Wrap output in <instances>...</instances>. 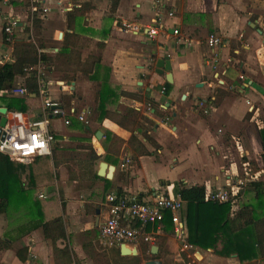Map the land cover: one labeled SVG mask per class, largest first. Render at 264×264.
<instances>
[{"label": "crops", "instance_id": "obj_1", "mask_svg": "<svg viewBox=\"0 0 264 264\" xmlns=\"http://www.w3.org/2000/svg\"><path fill=\"white\" fill-rule=\"evenodd\" d=\"M82 5L86 12L76 21L78 45L66 59L68 64L58 65L56 54L68 55L72 51L63 47L65 35L72 33L68 14ZM111 5L112 0H46L43 8L48 9V13L37 14L38 41L55 62L46 73L51 98H69V109L87 113L88 118L95 109L99 83L108 80L109 86L119 94L118 103L112 102L104 120L105 126L124 140L116 165L101 161L115 167L113 178L107 179L111 185L98 182L90 188L77 180L69 182L68 169L63 164L55 169V183L42 189L50 199L57 187L63 188L64 200L51 201L59 207L60 213H55V206H50L48 221L59 220L53 230L58 233L63 229L65 233V237L57 241L58 249L67 248L71 253L72 261L65 264H115L111 257L114 248L104 246L100 240V227L109 216L106 201L110 195L151 199L162 191L178 196L182 185L204 186L208 192L233 187L240 191L239 200L246 198L245 203H248L253 201L254 195L246 192L239 182L264 181L261 137L264 127V45L261 41L264 0H160V3L157 0H118L115 13H111ZM159 11L168 29L167 35L150 39L147 28ZM171 12L175 14L173 17L169 16ZM30 15L25 1L11 5L0 2V65L13 62V43L27 38L26 29L35 30ZM9 20L19 23L12 44L6 42L4 33V25ZM211 34L222 39V46L215 52L207 43ZM28 38L34 41L32 34ZM216 55L218 63L214 68ZM167 57L171 60L173 75L169 94L165 89L167 72L157 74V66L152 64L157 65ZM62 85L64 90H61ZM149 100L158 105L164 117L149 110ZM200 100L207 101L208 114L195 110V103ZM40 104L42 106L41 100ZM83 104L88 107H77ZM1 108L5 107L0 105ZM126 109H135L154 124L128 120ZM39 112L40 109L23 117L37 120ZM11 113L15 112L7 110L6 117L12 121ZM72 120L82 124L74 117ZM70 126L53 119L50 130L68 141L64 133ZM87 126L89 131L90 123ZM133 136L151 155H138L131 144ZM95 150L100 156L105 153L101 144L95 146ZM82 154L83 161L91 159L90 152ZM80 155L64 151L59 152V159L65 161ZM50 157L53 158V153ZM129 159H133L132 165H127ZM145 160L157 166H169L171 170L179 169L177 178L150 182L144 173ZM25 215L23 210L14 209L0 213V264H63V259L55 258L54 245L46 238L44 229L26 235L21 233L19 228L26 223ZM160 236L166 239V246L161 250L157 243L151 245L148 260L154 259L152 247L158 246L157 258L164 264L167 258L177 260L180 252L186 250L193 251L190 256L193 259L188 264H241L237 256L222 258L212 250L185 246L174 234L163 232ZM139 251L143 256L140 247ZM258 262L264 264V258L259 257Z\"/></svg>", "mask_w": 264, "mask_h": 264}, {"label": "trees", "instance_id": "obj_2", "mask_svg": "<svg viewBox=\"0 0 264 264\" xmlns=\"http://www.w3.org/2000/svg\"><path fill=\"white\" fill-rule=\"evenodd\" d=\"M28 6V4H27ZM118 6V0H112L111 13H115ZM85 5L81 8H75L68 14V27L72 33H67L63 40L64 48H72L70 54H56L55 61L58 65L66 66L67 58L73 54L74 48L77 47L79 36L76 32V21L84 16ZM39 19L33 23L35 30L39 27ZM6 35V34H5ZM26 39L21 42L13 43L14 61L0 65V105L4 106L9 112L29 114L41 109L40 98L38 94V78L36 71L30 73L26 69L35 67L42 61L43 67L47 72L54 66V61L44 51L43 45L29 39L30 30H25ZM13 36V41L15 40ZM8 44H12L7 41ZM39 50L42 52L39 53ZM100 63V60H99ZM21 80V85H18ZM96 80V79H94ZM98 84L95 100V120L103 123L108 116V110L112 102L118 103L119 94L113 90L108 82ZM24 87L28 91L26 97H15L5 92L15 88ZM166 94L172 90V85L165 84ZM69 98H61L65 107L69 109ZM68 101V102H67ZM147 107L154 110L158 116L164 115L160 112L158 105L153 100H149ZM125 118L130 121L138 122L143 120L148 124H154L153 121L144 117L135 109H127ZM142 122V121H141ZM141 124V123H138ZM70 128H80L87 130L85 124L78 125L72 120ZM55 136V142L52 150L53 158L50 156L38 157L32 162L18 163L11 161L10 158L0 153V213H7L9 210H23L26 212V223L19 228L23 235L44 229L46 238L51 240L54 245L55 258L63 259V264L72 261L71 253L68 249H58L57 241L65 237L63 229L58 233L54 232L59 220L48 221V212L50 208L49 201H44L39 193L45 187L55 183L56 170L60 165L67 164V161L59 159V152L68 151L61 145L58 134L52 131ZM262 143L264 147V127L261 131ZM80 140H83L80 138ZM124 140L113 132L105 135V161L114 165L120 156ZM132 146L135 147L139 156H148L151 153L145 146L133 136L131 139ZM85 146V145H83ZM78 150H85L84 147H77ZM92 158L89 162H83L81 178L90 180L94 183L104 182L111 185V181L98 176L96 164H100V156L92 147ZM62 156V155H61ZM60 156V157H61ZM264 162V153H263ZM99 167V165H98ZM245 191L254 195L250 203L244 204L239 209H235L234 201L240 198L241 194L236 195L231 202L219 204L207 200V189L204 186L188 187L182 185L177 195L185 202L182 221L184 223L183 242L185 246H193L203 250H212L215 255L222 258L237 256L241 264H260L259 257L264 258V181H251L246 184ZM121 198V197H120ZM138 199H142L138 197ZM48 202V204H46ZM135 227H141L135 224ZM174 224L172 215L166 213V218L162 224L165 234H174ZM151 227L145 229L150 231ZM157 245L161 248L166 246V239L159 236ZM150 244L141 242L140 250L143 256L123 257L121 248L114 247L112 258L115 264H143L147 259V253L150 251ZM162 250V249H161ZM21 257V251L18 252ZM182 258L188 260L185 254ZM108 257V255H104ZM103 258V257H102ZM157 256L154 257V259ZM59 261V260H58Z\"/></svg>", "mask_w": 264, "mask_h": 264}, {"label": "built area", "instance_id": "obj_3", "mask_svg": "<svg viewBox=\"0 0 264 264\" xmlns=\"http://www.w3.org/2000/svg\"><path fill=\"white\" fill-rule=\"evenodd\" d=\"M16 1H25L32 16L42 11L48 13V9L43 8L46 0H0L4 5H11ZM160 3V0H157ZM174 12L169 13L173 17ZM127 28L136 30V27L125 25ZM19 28L17 20H9L4 25V33L7 41L13 43V36L16 29ZM167 28L164 24L161 12L147 28V34L150 39H156L158 36L167 35ZM178 35L179 31H175ZM261 41L264 45V23L261 31ZM208 46L214 52L222 46V39L217 34H211L208 38ZM42 51L39 50V53ZM214 68L217 66L218 58L215 56ZM36 71L38 78V94L42 106L39 112L40 118L37 120H24L22 113H11L13 120H9L4 127L0 129V153L8 156L11 161L18 163L32 162L38 157L51 156L52 146L55 142V136L50 130L51 121L53 119L62 120L66 126L71 125V118H76L79 122L89 125L87 113H77L74 109H67L61 99H53L50 96V88L46 81V71L42 61L35 67L26 69L27 73ZM243 79V77H242ZM61 90H64L62 85ZM5 94L15 97H26L28 91L24 87H15ZM207 101L200 100L195 103V110L208 114ZM241 187L246 186V182L240 181ZM240 191L236 188L217 189L207 192V200L226 204L238 195ZM41 199H48L47 193L41 191ZM106 206L108 208V219L100 227V240L106 247L114 248L122 245H130L132 247H140L141 242L155 245L158 237L163 233L162 224L165 221L166 213L172 215L174 224V235L183 241L184 223L182 214L185 202L180 196H174L168 192L155 193L151 199H138L117 197L110 195L107 197ZM135 224H140L135 227ZM148 227L151 230L145 231Z\"/></svg>", "mask_w": 264, "mask_h": 264}, {"label": "rangeland", "instance_id": "obj_4", "mask_svg": "<svg viewBox=\"0 0 264 264\" xmlns=\"http://www.w3.org/2000/svg\"><path fill=\"white\" fill-rule=\"evenodd\" d=\"M212 5V4H211ZM210 7V6H209ZM215 8V6L213 7ZM31 17V21L34 23L36 19H38L39 15H35V16H32L30 15ZM30 34L33 35L34 37V41H38V31L34 30L32 32H30ZM15 36V35H14ZM38 46V42L36 43ZM207 44V43H206ZM152 64L155 65V63L152 62ZM49 75V74H48ZM46 77H47V74H46ZM49 78V77H48ZM47 78V79H48ZM50 79V78H49ZM68 102V101H67ZM79 109L81 108H85V107H88V105H79L77 106ZM127 110V109H126ZM125 110V111H126ZM26 120L25 116L21 119H18L17 121L18 122H21V121H24ZM88 120L90 122V125H91V129L88 131V130H82V129H78V128H75L73 130H71V128H68V132L67 130H65V133H67V136H68V141H65L63 139L62 136H60V140H61V145H63V147L66 149L68 148V151L67 152H77V153H81V155L79 157H75L73 159H68V160H65L67 161V164H64L67 169H68V173H69V182H74V180H77L78 182L82 183L83 185L84 184H87L89 185L90 188H93L97 183H94L90 180H87V179H82L81 178V174H82V169H83V165L82 164L83 162H89V161H83L82 158L84 157V155L82 154L83 152H90L91 154V158H92V150L90 149V147H92V149L95 150V146H99V144L102 145V147L104 146V143H105V139H101V140H98L97 137L95 136V132L96 131H99V132H104L103 136L106 135L109 131L110 132H113L110 130V128H108L107 126H105V121L103 123H99L95 120V110H93L91 112V115L88 116ZM75 131H78V133H74ZM98 133V132H97ZM96 133V134H97ZM114 133V132H113ZM116 134V133H115ZM117 135V134H116ZM83 139V140H80ZM85 145V146H83ZM55 146V145H53ZM52 146V147H53ZM77 147L81 148V147H84L85 150H78ZM124 147V144L122 146V149ZM54 148V147H53ZM121 149V150H122ZM96 151V150H95ZM97 153V152H96ZM106 153V152H105ZM105 153L103 156H100L98 153V155L101 157L100 158V162L102 161V159L105 160ZM69 155V154H68ZM67 155V158L69 157ZM133 159H129L127 160V165H132L133 164ZM146 162V167H145V170H144V173L146 175V177L148 178V180L151 182L155 179H159V178H170L171 180L177 178L178 176V172H179V169L177 170H171L169 166H157L155 165L154 163H152L151 161L149 160H145ZM96 169H98V163L96 164ZM56 187V186H54ZM50 188V187H49ZM51 189H49L50 191ZM239 190V189H238ZM237 190V191H238ZM42 191V190H41ZM40 191V193H41ZM55 194L52 195V197L46 201H52V200H56L58 198L61 199V201L64 200L65 196L63 194V188L62 187H57V189L55 190ZM39 193V195H40ZM57 193V194H56ZM239 194V193H238ZM45 201V200H44ZM45 201V202H46ZM237 201V202H236ZM235 202V209H239L240 207H242L244 204H246L245 202L247 201L246 198L244 199H237ZM250 203V201L248 202ZM48 204V202L46 203ZM50 206H55L54 204H50ZM55 213H60V210H59V207L55 206ZM184 246V245H183ZM181 254H185L186 255V258L188 260H185L182 258ZM190 256H193V251L191 250H186L185 252H180V255L178 257L177 260H175L174 258H167L166 259V262L167 264H188L189 262L192 261V257Z\"/></svg>", "mask_w": 264, "mask_h": 264}, {"label": "water", "instance_id": "obj_5", "mask_svg": "<svg viewBox=\"0 0 264 264\" xmlns=\"http://www.w3.org/2000/svg\"><path fill=\"white\" fill-rule=\"evenodd\" d=\"M156 66H157L156 73L159 75H165V73L167 72L166 80L168 83L172 84L173 75L171 73L172 64H171L170 58L167 57L165 59L159 60ZM6 115H7V109L1 108L0 109V128L4 127L8 122V118L6 117ZM96 137L98 140H101L103 138V133L98 132L96 134ZM114 171H115L114 166H111L106 162H101L99 166L98 175L102 178H106L110 180L113 178ZM120 248H121V255L123 257L140 256V251H139V248L137 247H132L130 245H122ZM158 250H159L158 246H153L152 251H151L152 255L157 256ZM144 264H164V262L162 259L156 258V259L148 260Z\"/></svg>", "mask_w": 264, "mask_h": 264}]
</instances>
